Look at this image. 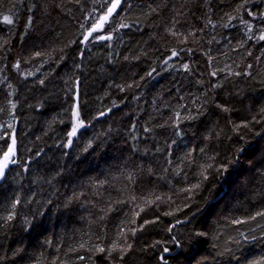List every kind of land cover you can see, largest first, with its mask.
Segmentation results:
<instances>
[{
  "label": "trees",
  "instance_id": "16d2710c",
  "mask_svg": "<svg viewBox=\"0 0 264 264\" xmlns=\"http://www.w3.org/2000/svg\"><path fill=\"white\" fill-rule=\"evenodd\" d=\"M110 2L0 0V264H264V0Z\"/></svg>",
  "mask_w": 264,
  "mask_h": 264
},
{
  "label": "snow or ice",
  "instance_id": "6c2138e0",
  "mask_svg": "<svg viewBox=\"0 0 264 264\" xmlns=\"http://www.w3.org/2000/svg\"><path fill=\"white\" fill-rule=\"evenodd\" d=\"M121 0H111L110 2V6L107 7V10L104 14H102L99 19L97 21H95L91 28L87 31V34L84 35L82 43H86L89 41V38L92 37L93 39H100V40H104V39H111V36H98V37H93V33L97 32L98 30H101L105 23L109 22V18L112 16L113 12L116 10L117 6L120 4ZM4 22L8 23V24H12L13 20L9 17V16H4L3 17ZM129 27V25L127 24H120V28H127ZM261 40H264V35H262L260 37ZM37 56L41 55V53L37 52L36 53ZM173 56L177 55V52L175 50H173L172 52ZM185 68H187L188 66L185 65ZM216 73L214 72L213 75H215ZM264 111V110H262ZM73 115L75 117H79V112H74ZM101 115H103V113H101ZM259 122V121H258ZM83 120H79V123L77 125H74L72 128V131L69 133V136H74L76 134V130L78 126L83 125ZM244 127H248L247 124L243 125ZM69 144H71V140L68 141ZM14 145H15V139H12V144L8 146V150L5 151L2 155H0V178H2L5 175V170L8 168L9 164H15L16 160L13 159V157L15 156V151H14ZM18 203V201H17ZM136 215H139L138 213ZM257 215H264V212L261 213H257ZM255 217H252V219H254ZM8 219H12V216L10 215L8 217ZM145 224L150 223L149 221H145ZM141 228H143V225H141ZM135 229L132 230V235H135ZM121 235H123V233H121ZM129 248H131V244H128L126 247H124L123 245H119L117 243H113V245L111 246V249H109V255H111V252L113 251H120L121 253L126 252ZM99 251L103 252L105 251L104 248H98ZM170 250L169 248L165 247L163 249V253H168ZM123 258V256L121 255V259ZM160 260L162 262V264H168V260L165 258L164 255L160 256Z\"/></svg>",
  "mask_w": 264,
  "mask_h": 264
},
{
  "label": "water",
  "instance_id": "95a60500",
  "mask_svg": "<svg viewBox=\"0 0 264 264\" xmlns=\"http://www.w3.org/2000/svg\"><path fill=\"white\" fill-rule=\"evenodd\" d=\"M122 1V0H121ZM121 4H122V2H120V4L117 6V8H116V10L113 12V14H112V16L109 18V22L108 23H110V21L113 19V17L116 15V13L118 12V10L120 9V7H121ZM110 6V5H109ZM107 10V9H106ZM106 12V11H105ZM262 18H264V12L262 13ZM108 23H105V25H104V27L108 24ZM99 31V30H98ZM87 34V33H86ZM85 34V35H86ZM91 38V37H90ZM90 38H89V40H90ZM86 44H87V42L86 43H82V45L85 47L86 46ZM12 165H14V164H9V166H8V168L5 170V171H7L8 169H9V167H11ZM174 226H176V224L174 225ZM168 253H165L164 255H167Z\"/></svg>",
  "mask_w": 264,
  "mask_h": 264
},
{
  "label": "flooded vegetation",
  "instance_id": "af4514ba",
  "mask_svg": "<svg viewBox=\"0 0 264 264\" xmlns=\"http://www.w3.org/2000/svg\"><path fill=\"white\" fill-rule=\"evenodd\" d=\"M105 13V12H104Z\"/></svg>",
  "mask_w": 264,
  "mask_h": 264
}]
</instances>
